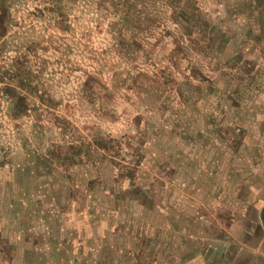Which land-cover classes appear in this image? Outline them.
Segmentation results:
<instances>
[{"label":"rangeland","instance_id":"obj_1","mask_svg":"<svg viewBox=\"0 0 264 264\" xmlns=\"http://www.w3.org/2000/svg\"><path fill=\"white\" fill-rule=\"evenodd\" d=\"M56 1L0 0V264H264V0Z\"/></svg>","mask_w":264,"mask_h":264},{"label":"trees","instance_id":"obj_2","mask_svg":"<svg viewBox=\"0 0 264 264\" xmlns=\"http://www.w3.org/2000/svg\"><path fill=\"white\" fill-rule=\"evenodd\" d=\"M59 1L60 0H57L56 3L57 2L59 3ZM71 2H72V0H71ZM92 2H93V5L95 6V9H96L95 0H92ZM116 5H117V7L113 8V13L116 15V17H119V18H123L122 16H124V19L122 20V22L119 21L118 23L121 26H125L127 23H129L130 19L133 17V13L135 12V11H133V6L129 5L127 3L125 5V0H118V3H116ZM177 9L178 10L180 9V11H181L182 8L177 7L176 10ZM46 10L52 14L57 15L59 18H61V16L62 17L64 16V11L61 9V6L59 4H54V5H52V9H46ZM183 12H185V10L181 12L182 14H185ZM117 20H119V19H117ZM100 148L103 150H107L109 147L106 144H104V145H100Z\"/></svg>","mask_w":264,"mask_h":264}]
</instances>
